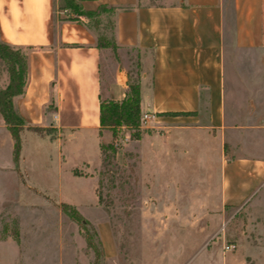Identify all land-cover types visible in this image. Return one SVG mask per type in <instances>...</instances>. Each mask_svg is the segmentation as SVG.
I'll use <instances>...</instances> for the list:
<instances>
[{
    "label": "crops",
    "instance_id": "1",
    "mask_svg": "<svg viewBox=\"0 0 264 264\" xmlns=\"http://www.w3.org/2000/svg\"><path fill=\"white\" fill-rule=\"evenodd\" d=\"M77 2L85 11H96L102 5L115 7L113 20L115 40L119 45L117 50H134L138 54L140 108L150 117L141 126L143 131L138 138L129 139L125 135L122 147L117 150V158L120 156L125 163L129 156L126 152L132 149L141 172L149 174V190L199 189L197 183L192 186L187 178L183 179L182 166L187 165L189 160L187 151L183 150L188 145L184 136L192 134L198 140L200 135H207L211 142L209 136L213 138L217 135L216 149L220 156V140L229 126L225 113L226 47L239 45L243 39L245 44L254 46L264 38V0ZM65 11L60 7L59 0H0V40L23 48L28 56L25 91L14 99L15 108L26 123L20 136L23 132H32L40 140L51 144L56 142L58 173L63 171L68 176L94 179L95 201L90 205L99 210L96 170L101 165L100 144L112 141V135L102 141L104 134L110 131H100V94L114 100L123 99L128 71L118 62L111 74L107 94H104L102 57L109 48H98L94 29L82 17L76 18V14H65ZM240 22L244 23L243 30L238 25ZM27 126L50 130L39 133ZM0 129L9 131L1 117ZM65 134L67 146L72 152L75 146L80 149L82 143L88 142L89 148L84 155L74 157L63 168L64 161L67 163L69 158L62 153L61 143ZM9 136L12 161L4 167L3 174L10 175L11 181L15 182L12 185L17 188L15 192L22 195L23 189L32 188L20 174L22 147L15 161L14 139L10 131ZM91 153L96 160L91 159ZM221 164L219 199L224 205L237 206L249 197L248 193L254 187L252 178L264 172L254 175L251 161L243 157L223 160ZM77 168L81 169L79 173L82 175L73 173ZM158 174L181 176L162 183L155 177ZM33 192L32 196L42 197L38 212L28 214L24 205L12 200L9 204L16 203L17 206L1 211L0 219L5 218V222L12 220L11 215L19 209L22 210L20 221L29 218L43 221L47 232L54 230L50 236L53 238L56 234L58 242L56 248L49 245L50 257L37 258L32 264H62L65 242H62L60 221L66 215L62 204L75 208L77 204L64 198L54 202L45 194ZM47 210L56 215L57 223H54L55 219L44 218ZM95 225L105 255L99 227L96 222ZM8 228L6 225L2 229ZM4 238L3 253L6 257L2 264H30L29 258L18 257L20 251L14 235L6 233ZM39 252L43 253L40 250L35 253Z\"/></svg>",
    "mask_w": 264,
    "mask_h": 264
},
{
    "label": "rangeland",
    "instance_id": "2",
    "mask_svg": "<svg viewBox=\"0 0 264 264\" xmlns=\"http://www.w3.org/2000/svg\"><path fill=\"white\" fill-rule=\"evenodd\" d=\"M59 5L66 4L64 0H59ZM64 9L65 14L76 13L71 8ZM107 15L105 12L100 17L109 33ZM238 25L241 30L244 29L243 22ZM245 41L243 39L239 45L226 47L225 113L229 126L220 140V156L216 149L217 135L213 138L209 136L211 142L207 135H200L198 140L192 134L184 136L188 145L183 150L187 151L189 160L187 165L182 166L183 179L187 178L192 186L197 183L199 189L149 190V174L141 172L131 149L126 152L129 156L125 163L120 156L117 158L116 153L114 164L99 188L101 206L98 210L90 205L95 201L94 179L68 176L63 171L58 173L56 142L51 144L40 140L32 132L21 134L19 168L22 180L33 191L45 194L54 202L60 198L73 200L76 208L94 221L86 219L77 210L95 231V222L99 227L106 257L104 251L102 256L96 257L94 248L86 243L85 230L89 232L90 227L73 219L68 211L60 221L62 242H65L62 264H264V174L252 178L254 187L241 204L224 205L219 199L221 161L247 158L253 165L254 175L264 172V38L254 46L245 44ZM137 58L134 50H105L102 57L104 94H107L111 74L118 62L133 78L136 77ZM143 124L141 121V126ZM132 131L126 127L118 128L116 142L119 147H122L125 135L135 139L131 138ZM108 137L111 138L110 133L104 134L102 141ZM65 138L66 134L61 143L62 153L69 158L67 163L64 161L63 168L74 157L84 155L89 148L88 142L82 143L80 149L75 146L72 152ZM10 139L9 131L0 129V212L9 211L18 203L33 215L39 211L42 197L32 196L34 192L28 188L18 195L10 175L3 174L4 167L12 161ZM92 153L91 159L96 160ZM100 168L101 165L96 170L97 178ZM179 176L155 175L162 183ZM181 192H184L183 196ZM12 200L16 201L14 205L9 204ZM67 205L70 209L74 207ZM15 211L11 215L12 220L5 222V218L0 219V264L6 257L3 253L6 233L16 238L20 259L29 258L32 264L37 258L50 257L49 245L56 248L58 242L56 234L53 238L50 236L54 230L47 232L45 223L35 218L22 222L19 217L22 210ZM47 211L44 218L55 219L54 223H57L56 215ZM6 225L8 230L2 229ZM38 229L40 232L37 233ZM90 241L97 247L95 236ZM230 245L234 247L228 248ZM39 250L43 253H35Z\"/></svg>",
    "mask_w": 264,
    "mask_h": 264
},
{
    "label": "trees",
    "instance_id": "3",
    "mask_svg": "<svg viewBox=\"0 0 264 264\" xmlns=\"http://www.w3.org/2000/svg\"><path fill=\"white\" fill-rule=\"evenodd\" d=\"M64 8H71L76 11V18L82 17L83 20L90 25L96 34V46L100 49L110 48L116 50L119 45L115 40V24L113 14L115 7L102 5L96 11H85L80 9L77 0H64ZM61 7V8H62ZM107 12V23L110 32H107L105 24L101 22V15ZM137 75L133 78L128 73L127 89L125 96L121 100L106 98L100 94V131H110L112 141L100 144L101 168L99 170V178L97 179L98 200L101 203V195L99 188L102 186L104 176L110 171L111 165L119 148L117 144L118 128L126 127L132 129L131 138H138L141 128L142 110L140 108V64L137 61ZM28 80V56L27 52L20 47L10 45L0 40V117L3 123L8 127L13 139V158L17 161L20 148L21 138L20 132L26 125L24 119L19 115L15 108L14 99L24 93ZM39 133H48L50 129H42L38 126H27ZM75 175L80 173L77 169L73 170ZM64 213L70 211V216L76 221H80L83 225L89 226L90 231H86V243L88 247L94 248L96 257L103 255L102 244L95 229L86 221L75 207L70 209L67 204L62 205ZM68 209V210H67ZM92 236L97 239V247L91 244Z\"/></svg>",
    "mask_w": 264,
    "mask_h": 264
},
{
    "label": "built area",
    "instance_id": "4",
    "mask_svg": "<svg viewBox=\"0 0 264 264\" xmlns=\"http://www.w3.org/2000/svg\"><path fill=\"white\" fill-rule=\"evenodd\" d=\"M149 117H150V114L143 113L141 117V121L145 124L148 121ZM233 247H234L233 245H230L228 248H233Z\"/></svg>",
    "mask_w": 264,
    "mask_h": 264
}]
</instances>
